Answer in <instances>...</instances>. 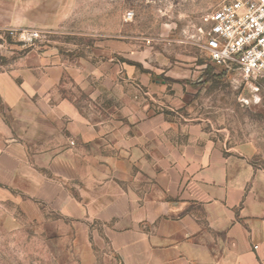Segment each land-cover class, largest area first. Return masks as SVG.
Returning a JSON list of instances; mask_svg holds the SVG:
<instances>
[{
    "label": "crops",
    "instance_id": "1",
    "mask_svg": "<svg viewBox=\"0 0 264 264\" xmlns=\"http://www.w3.org/2000/svg\"><path fill=\"white\" fill-rule=\"evenodd\" d=\"M41 15L0 26L51 32ZM44 41L0 46V226L62 264H264V168L188 114L165 57Z\"/></svg>",
    "mask_w": 264,
    "mask_h": 264
},
{
    "label": "rangeland",
    "instance_id": "2",
    "mask_svg": "<svg viewBox=\"0 0 264 264\" xmlns=\"http://www.w3.org/2000/svg\"><path fill=\"white\" fill-rule=\"evenodd\" d=\"M229 0H0V19L20 10L53 14L55 27L41 38L88 42L94 36L124 37L135 50L164 56V68L188 85V114L203 120L227 147L264 168V79L213 67L200 42L202 17ZM134 16L124 20L127 11ZM149 40V41H148ZM44 41V42H45ZM1 54V53H0ZM54 247L31 229L0 226V264H62Z\"/></svg>",
    "mask_w": 264,
    "mask_h": 264
},
{
    "label": "built area",
    "instance_id": "3",
    "mask_svg": "<svg viewBox=\"0 0 264 264\" xmlns=\"http://www.w3.org/2000/svg\"><path fill=\"white\" fill-rule=\"evenodd\" d=\"M133 16L129 10L124 20ZM202 22L198 46L214 67L238 70L247 80L264 79V0H229L204 14ZM45 34L36 28L0 26V46L10 40L34 46Z\"/></svg>",
    "mask_w": 264,
    "mask_h": 264
},
{
    "label": "trees",
    "instance_id": "4",
    "mask_svg": "<svg viewBox=\"0 0 264 264\" xmlns=\"http://www.w3.org/2000/svg\"><path fill=\"white\" fill-rule=\"evenodd\" d=\"M212 65V64H211ZM213 66V65H212ZM214 67V66H213Z\"/></svg>",
    "mask_w": 264,
    "mask_h": 264
}]
</instances>
